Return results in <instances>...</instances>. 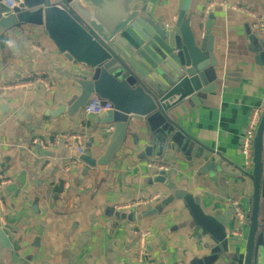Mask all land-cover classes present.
Returning <instances> with one entry per match:
<instances>
[{
    "label": "crops",
    "instance_id": "1",
    "mask_svg": "<svg viewBox=\"0 0 264 264\" xmlns=\"http://www.w3.org/2000/svg\"><path fill=\"white\" fill-rule=\"evenodd\" d=\"M184 2L158 0L153 15L170 21ZM10 12L0 0V16ZM189 14L192 30L201 28L214 37L222 66L216 69L220 84L210 101L214 106H193L180 125L201 145L231 161L225 176L199 173L200 163L189 159L182 143L161 144L159 137L149 142L154 134L144 131L138 132L137 144L126 137L106 166L84 171L75 147L82 145L83 153L89 150L100 156L112 128L98 126L96 116L85 115L83 107L76 113L72 109L70 100L80 89L63 73L77 71L78 66L62 57L42 27L24 25L0 32V230L11 245L0 243V264L199 261L209 253L197 240L196 230L178 227L188 219L182 202L174 200L156 210L170 193L167 182L199 193L207 213L229 211L231 221L226 227L231 235L238 229L225 200L237 199L244 212L249 207L253 182L241 171L239 144L251 111L264 106V64L248 51L244 25L252 27L264 18V0H191ZM6 41H13L14 47ZM145 147L150 156L141 159L138 155ZM158 177H164V182ZM261 189L264 215V137ZM155 196L135 209L117 208ZM147 212L134 222L117 217ZM138 231L148 233L141 260ZM246 231L243 227L242 236L235 239L244 242ZM243 244L240 249L231 247L232 255H239L236 260L220 257L212 264H241Z\"/></svg>",
    "mask_w": 264,
    "mask_h": 264
},
{
    "label": "water",
    "instance_id": "2",
    "mask_svg": "<svg viewBox=\"0 0 264 264\" xmlns=\"http://www.w3.org/2000/svg\"><path fill=\"white\" fill-rule=\"evenodd\" d=\"M15 2L17 7L0 16V32L24 25L44 28L62 57L78 66L77 71L63 73L80 89L70 100L74 112H79L92 95L112 104V110L95 118L98 126L112 128L102 154L94 157L89 150L75 153L84 171L106 166L126 137H133L137 144L138 132L144 131L143 134H154V137L149 136V142L159 137L161 144L182 143L189 159L200 163L201 174L213 177L229 173L231 161L201 145L183 132L180 125V120L193 110V106H214L210 101L220 84L216 69L222 66L214 49V37L203 33L201 28L192 30L190 27L191 0H185L178 16L170 21L163 15H153L158 0ZM261 20L262 26L258 29L245 23L244 33L248 51L255 55L257 63L264 64V18ZM209 22L207 28H210ZM233 74L225 72V75ZM263 137L264 112L253 142L252 171L241 170L253 182V194L245 213L244 242L232 238L226 227L231 221L229 211L226 214L207 213L199 193L194 195L185 188L178 189L173 183H166L170 193L156 210L161 211L174 200H180L188 219L178 227L196 230L197 240L202 241L203 250L209 253L192 264H212L220 257L234 261L239 255H232L231 247L240 249L242 243L241 264H264V215L260 209ZM149 151V147H145L139 158L150 156ZM158 181L164 182V177H158ZM148 214L150 212L117 217L134 222ZM0 243L3 247H11L2 230Z\"/></svg>",
    "mask_w": 264,
    "mask_h": 264
},
{
    "label": "built area",
    "instance_id": "3",
    "mask_svg": "<svg viewBox=\"0 0 264 264\" xmlns=\"http://www.w3.org/2000/svg\"><path fill=\"white\" fill-rule=\"evenodd\" d=\"M4 6L6 7V9L8 11H12L15 7L18 6V4L15 2V0H2ZM209 7H207L204 12V15L207 14ZM262 26V20L258 19L257 21H255V23L253 24V27L258 29ZM112 110V104L108 101H104L100 98H98L95 95H92L88 102L83 106V112L85 115L87 116H97L101 113H105ZM264 112V106L262 105L259 108H256L254 110L251 111L248 120L246 122V125L243 129V133L242 136L240 138V144H239V152L240 155L242 157V167H243V171L251 173L252 171V158H253V142H254V138H255V134H256V130L257 127L259 125L261 116ZM75 136H72L71 138H74ZM76 151L78 154H83V148L82 145H78L75 147ZM148 166L150 167H154L157 171L160 170H164L163 167H158L157 165H152L149 164ZM1 178V177H0ZM3 180V179H2ZM158 196H155L152 199H149L148 201H137L134 202L132 204L129 205H125V206H120L117 207L118 209H135L138 208L140 205H145L148 202H151L155 199H157ZM226 204L229 205L235 215V219L238 223V229L235 230L231 237L232 238H237V237H241L242 236V228L246 227L247 228V224H246V218H245V213L241 207V203L240 201H238L237 199L234 198H227L225 200ZM138 249H137V257L139 260L142 259L143 257V248H144V242H145V238L148 236L147 232L144 231H138ZM246 237V233L245 236H243V238ZM234 264H240V263H234Z\"/></svg>",
    "mask_w": 264,
    "mask_h": 264
},
{
    "label": "clouds",
    "instance_id": "4",
    "mask_svg": "<svg viewBox=\"0 0 264 264\" xmlns=\"http://www.w3.org/2000/svg\"><path fill=\"white\" fill-rule=\"evenodd\" d=\"M7 44L8 47H14V42L13 41H6L5 42Z\"/></svg>",
    "mask_w": 264,
    "mask_h": 264
}]
</instances>
